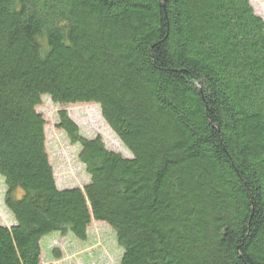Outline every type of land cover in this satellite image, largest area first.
<instances>
[{"label": "trees", "instance_id": "1", "mask_svg": "<svg viewBox=\"0 0 264 264\" xmlns=\"http://www.w3.org/2000/svg\"><path fill=\"white\" fill-rule=\"evenodd\" d=\"M91 103L130 152L63 109L89 181L58 187L36 107ZM0 264L108 224L120 264H264V19L250 0H0Z\"/></svg>", "mask_w": 264, "mask_h": 264}, {"label": "rangeland", "instance_id": "2", "mask_svg": "<svg viewBox=\"0 0 264 264\" xmlns=\"http://www.w3.org/2000/svg\"><path fill=\"white\" fill-rule=\"evenodd\" d=\"M255 13L264 19V0H250ZM46 119V148L58 187H83L89 181L85 166L79 159L80 144L72 142L57 126L58 111L63 109L77 125L79 132L89 138L99 135L105 146L123 155H130L101 114L98 104H60L43 96L36 107ZM5 185L0 175V221L10 225L14 217L4 202ZM41 259L53 264H120L122 248L113 229L102 221L92 220L86 238H76L71 232L53 231L40 240Z\"/></svg>", "mask_w": 264, "mask_h": 264}]
</instances>
